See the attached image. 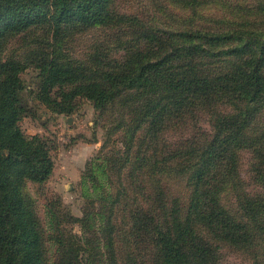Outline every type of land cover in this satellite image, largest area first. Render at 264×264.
<instances>
[{
  "label": "rangeland",
  "instance_id": "rangeland-1",
  "mask_svg": "<svg viewBox=\"0 0 264 264\" xmlns=\"http://www.w3.org/2000/svg\"><path fill=\"white\" fill-rule=\"evenodd\" d=\"M109 10L112 16L104 25L64 23L56 27L45 23L19 34L9 33L1 41L0 59L26 67L21 78L27 111L20 121L21 129L29 138L38 137L54 161L53 173L44 183H27L24 187L41 228L46 264H67L65 254L75 243L84 248L79 251V257H86L87 250H91L94 264H113L107 249L108 225L120 221L122 227L129 221L123 213L126 203L133 204L134 199L141 201L132 174L140 166V171L148 169V163L143 167L141 160L144 155L150 156L146 151L149 135H145L153 117L146 116V112L155 103H163L168 94L164 90L129 89L120 92L102 109L78 97L66 104L67 108L74 105L73 112L61 114L55 110V102L49 103L44 97L48 92L52 101H61L59 88L43 89L44 66H73L99 74L122 70L127 56H135L133 66L139 69L149 60L155 62L173 54L186 56L188 50H193L199 56L196 61L181 57L174 59L171 66L175 70L182 68L192 74L204 73L201 76L217 78L250 59H264V0H111ZM229 22L242 32L222 44L209 37L186 35L190 31L219 33L227 30ZM250 65L254 66V62ZM261 101H221L211 115L200 111L201 108L193 109L194 115H191L184 106L159 133L160 149L166 145L164 141L173 148L176 143H187L188 139L198 153H203L209 146H219L215 142L226 139L231 133L228 131L237 132L245 118L244 113L234 116L239 110L260 109L247 120L250 123H246L242 137L234 135L238 144L232 146L239 158L231 170L236 178L228 186L221 181L222 175H217V180L209 186L214 204L236 223L249 226L248 242L236 247L199 221L196 228L203 235L205 247L212 250L205 254L209 261L199 262L198 251L191 250L186 264H264V230H254L247 223H253L247 216L250 214L247 209L252 207L248 206V199L262 191L251 169L254 153L250 149L253 144L264 141L261 139L264 102ZM232 115L237 119L224 117ZM186 121L188 132L185 133ZM225 121L230 123L224 124ZM151 133H155L154 128ZM122 168L127 179L126 193L117 179ZM217 185L223 187L216 189ZM161 186L173 195L174 201L185 202V197L192 192V181L188 178H181L180 182L165 180ZM87 216L90 221L83 228L80 220ZM261 226L264 228V223ZM101 228L102 232L98 233ZM60 236L64 238V250L53 239ZM119 258L128 262V257ZM149 263L154 264L152 258Z\"/></svg>",
  "mask_w": 264,
  "mask_h": 264
},
{
  "label": "trees",
  "instance_id": "trees-1",
  "mask_svg": "<svg viewBox=\"0 0 264 264\" xmlns=\"http://www.w3.org/2000/svg\"><path fill=\"white\" fill-rule=\"evenodd\" d=\"M110 3L111 0H0V48L2 38L7 34H19L45 23L56 27L64 23L107 24L112 16ZM226 27L227 30L219 33L190 31L186 35L209 37L211 41L222 44L242 32L234 29L231 22ZM186 53V56L168 55L155 62L149 60L139 69L133 66L135 56H127L122 70L99 74L73 66H44L46 75L43 89L59 88L61 101H52L48 92H45L44 97L49 103L55 102V110L61 114H71L74 105L67 108L66 104L78 97L90 101L96 109H102L115 100L120 92L129 89H145L148 92L164 90L168 94L163 103H155L146 112V116L153 117L145 135H149L146 151L150 156L144 155L141 160L143 167L148 163V169L140 171V166L132 174V182L141 201L134 199L133 204L126 203L123 213L128 215L129 221L123 223L122 227L119 226L120 221L108 225L107 249L113 264H150L151 258L154 264H186L191 250L198 251L199 262L209 261L205 254H209L211 249L205 247L203 235L196 228L199 221L216 230L214 233L221 234V239L236 247L248 242L246 230L249 226L236 223L225 210L215 205L209 186L217 180V175H222L221 181L228 186L236 178L231 170L239 158L232 146L238 144V138L234 140V135L242 137L246 123H250L247 120L260 109L239 110L234 116L244 113L245 118L238 130L236 128L237 132L228 131L231 133L226 139L215 142L219 146H209L203 153H198L188 139L187 143H176L173 148L164 141L166 145L160 149L159 133L176 118L178 109L184 106H187L191 115H194L193 109L198 108L211 115L215 105L221 101L259 103L262 100L263 103L264 59H250L243 65L234 66L223 77L211 78L201 76L204 73L192 74L171 66L170 63L176 58L196 61L199 57L193 50ZM253 62L254 66H251ZM25 70L26 67L19 63L0 59V264H46L41 228L35 219L33 202L25 194L24 187L27 183H44L53 173L54 161L50 150L40 143L39 138L27 137L20 126L22 116L27 111L21 78ZM234 116L224 117L237 119ZM152 128L155 129L154 134L151 133ZM183 128L185 133L188 132L187 121ZM261 139H264V134ZM250 149L254 153L251 169L262 191H257L248 199V206L252 207L247 209L250 211L247 216L253 223H247L261 232L264 230L261 226L264 223V141L253 144ZM181 178L192 181V192L185 197V202L178 199L174 201L173 195L161 186L165 180L180 182ZM117 179L120 188L126 193L124 168L119 171ZM222 187L217 185L216 189ZM119 195L121 192L118 193V199ZM115 208L116 205L113 214ZM80 221L85 228L90 219L87 216ZM53 239L61 244L63 250L66 248L62 236ZM74 246L67 249L65 254L67 264H94L91 250H87V256L81 258L79 251L84 248L77 243ZM119 256L128 257V262L120 260Z\"/></svg>",
  "mask_w": 264,
  "mask_h": 264
}]
</instances>
